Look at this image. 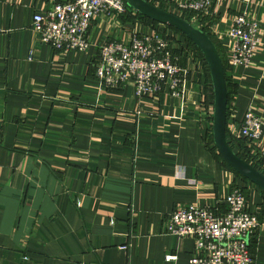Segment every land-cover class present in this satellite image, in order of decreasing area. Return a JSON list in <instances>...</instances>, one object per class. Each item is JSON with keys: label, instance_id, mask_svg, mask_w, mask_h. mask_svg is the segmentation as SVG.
Segmentation results:
<instances>
[{"label": "crops", "instance_id": "0c3cea01", "mask_svg": "<svg viewBox=\"0 0 264 264\" xmlns=\"http://www.w3.org/2000/svg\"><path fill=\"white\" fill-rule=\"evenodd\" d=\"M183 1L156 0L171 10ZM51 3L0 0V264H188L194 241L166 231L171 211L225 210L235 187L261 219L251 264H264V191L212 148L213 86L199 50L134 12L94 16L85 52L56 50L32 29L34 14ZM242 12L259 22L261 44L249 65L231 66L229 30ZM212 13L204 27L228 64L234 144L248 108L264 119V0H216ZM151 31L178 55L182 91L167 82L137 96L131 79L103 87L95 75L100 45Z\"/></svg>", "mask_w": 264, "mask_h": 264}, {"label": "built area", "instance_id": "2783aa9c", "mask_svg": "<svg viewBox=\"0 0 264 264\" xmlns=\"http://www.w3.org/2000/svg\"><path fill=\"white\" fill-rule=\"evenodd\" d=\"M51 7L35 13L32 29L37 38L56 50L85 52L91 45L88 32L93 17L100 13L126 14L125 0H50ZM216 0L177 2L178 15L191 14V23L205 26ZM176 13V12H175ZM200 27V28H201ZM260 24L242 12L233 19L229 36L233 46L229 52L231 66L249 65L260 47ZM95 75L103 87L113 88L132 80L137 96L154 95L170 82L173 93L182 91L183 68L170 40L156 31L134 33L128 40H105L99 47ZM181 87V88H180ZM237 133L251 147L253 156L264 162V119L248 108L237 127ZM226 209L195 204L175 207L166 231L194 241L188 264H251V239L261 219L248 208L241 188L235 187L223 199ZM167 259L176 256L168 254Z\"/></svg>", "mask_w": 264, "mask_h": 264}, {"label": "water", "instance_id": "95a60500", "mask_svg": "<svg viewBox=\"0 0 264 264\" xmlns=\"http://www.w3.org/2000/svg\"><path fill=\"white\" fill-rule=\"evenodd\" d=\"M144 16L173 27L189 38L202 52L207 62L213 86L212 136L223 159L239 174L264 191V173L251 162L239 156L227 138L228 88L224 64L210 35L184 17L162 8L150 0H125Z\"/></svg>", "mask_w": 264, "mask_h": 264}, {"label": "trees", "instance_id": "16d2710c", "mask_svg": "<svg viewBox=\"0 0 264 264\" xmlns=\"http://www.w3.org/2000/svg\"><path fill=\"white\" fill-rule=\"evenodd\" d=\"M152 3H154V4H156V5H158V6H160V7H162V8H165V9H167V10H171L169 7H166V6H164V5H162V4H158L157 2H156V0H150ZM126 2V1H125ZM126 4H127V7H128V15L127 16H129L131 13H133L134 12V16L135 17H137V18H141V19H143V20H146L147 22H151V23H154V24H159L158 22H156V21H154V20H152V19H150V18H148V17H146V16H144L143 14H141V13H139V12H137L135 9H133L127 2H126ZM172 12H176V14H178V12H177V10H175V9H173V10H171ZM191 14L192 13H189V12H187V13H185V14H182L181 16L182 17H184L185 19H187L188 21H190L191 22ZM205 22H206V17L203 19ZM195 26H197L196 24H194ZM170 27V26H169ZM170 28H172V29H174L175 31H177L178 33H180L184 38H185V40H187L188 41V44L192 47V48H194V49H197V50H199V52L201 53V58H202V60H203V62L205 63V65L207 66V68H208V65H207V62H206V60H205V58H204V55L202 54V52L200 51V49L189 39V38H187L183 33H181L179 30H177V29H175V28H173V27H170ZM202 30H204L205 32H207L209 35H210V37L213 39V41H214V43L216 44V47H217V49L219 50V53H220V55H221V58H222V61H223V64H224V68H225V71H227V69H228V64L226 63V60H225V58H224V55H223V53L220 51V48H219V45L217 44V42L215 41V39L213 38V35H212V33L208 30V28L207 27H204V26H202V28H201ZM209 70V69H208ZM209 73V72H208ZM210 76V75H209ZM226 80H227V88H228V100L230 99V92H229V86H230V84H229V79H228V76H227V73H226ZM209 139H210V142L212 143V145H213V150L214 151H217L216 152V156L218 157V158H220V160L228 167V168H230L231 170H233L234 172H236L239 176H241L244 180H248L246 177H244V176H242L241 174H239L237 171H235L224 159H223V157L220 155V153L218 152V150H217V148H216V146H215V144H214V141H213V136H212V126H210L209 127ZM229 143H230V145H231V147L235 150V147H237V145L239 146V148H241L242 149V154L240 153V152H237V151H235L239 156H241L242 158H244V159H246L247 161H249V162H251L255 167H257L259 170H261L263 173H264V168H262L261 167V165H259L258 163H257V156H252L254 159H251V157H247L248 155L246 154V152H247V150H248V152H249V150H251L252 151V149H251V147L250 146H247V142H246V140L245 139H242V140H238L237 141V143H232V141L231 140H229ZM250 155V154H249ZM256 157V158H255ZM248 181H250V180H248ZM242 190V192L245 194V192H244V189H241ZM246 196V195H245ZM251 249H252V246H251ZM252 251H253V249H252Z\"/></svg>", "mask_w": 264, "mask_h": 264}]
</instances>
